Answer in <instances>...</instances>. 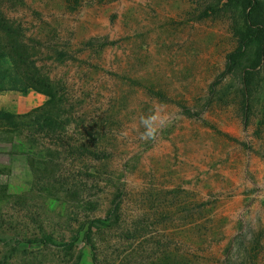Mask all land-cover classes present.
I'll list each match as a JSON object with an SVG mask.
<instances>
[{
  "label": "rangeland",
  "instance_id": "1",
  "mask_svg": "<svg viewBox=\"0 0 264 264\" xmlns=\"http://www.w3.org/2000/svg\"><path fill=\"white\" fill-rule=\"evenodd\" d=\"M206 1L0 0L52 90L0 96V264H264V121L219 100Z\"/></svg>",
  "mask_w": 264,
  "mask_h": 264
},
{
  "label": "trees",
  "instance_id": "2",
  "mask_svg": "<svg viewBox=\"0 0 264 264\" xmlns=\"http://www.w3.org/2000/svg\"><path fill=\"white\" fill-rule=\"evenodd\" d=\"M220 17L229 22L236 47L226 58V84L219 92L223 94L219 100L231 98V102L238 107L239 116L245 122L259 117L263 122L264 0H207L196 15L199 21ZM27 66L15 32L0 14V96L6 91H19L23 94L33 91L48 96L50 103L51 88L29 72ZM10 117L12 115L9 112L0 109V123ZM114 215V220L118 221L122 216L120 208H115ZM86 237L88 245L96 250L92 229ZM39 242L58 246L52 236H46Z\"/></svg>",
  "mask_w": 264,
  "mask_h": 264
},
{
  "label": "crops",
  "instance_id": "3",
  "mask_svg": "<svg viewBox=\"0 0 264 264\" xmlns=\"http://www.w3.org/2000/svg\"><path fill=\"white\" fill-rule=\"evenodd\" d=\"M4 96H2L1 97V101H0V109H2V110H5L6 112H10V111H14V112H16V113H18V114H20L21 113V111H20V108H19V103H16V105H14V107L12 108V110L10 109L9 110V108H7V107H5L4 105H3V103H4ZM34 102H32V101H29L28 103H27V106L26 107H33L34 105ZM26 107H24V108H26Z\"/></svg>",
  "mask_w": 264,
  "mask_h": 264
}]
</instances>
